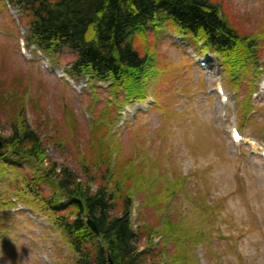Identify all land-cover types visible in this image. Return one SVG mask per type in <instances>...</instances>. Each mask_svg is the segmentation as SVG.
I'll return each mask as SVG.
<instances>
[{
  "label": "rangeland",
  "instance_id": "374dc122",
  "mask_svg": "<svg viewBox=\"0 0 264 264\" xmlns=\"http://www.w3.org/2000/svg\"><path fill=\"white\" fill-rule=\"evenodd\" d=\"M209 1L239 34L264 32V0ZM151 23L130 38L149 60L142 98H126L111 83L71 73V49L30 44L25 16L0 0V118L10 125L15 97L44 139L46 162L82 180L83 168H126L134 227L176 226L172 237L138 240L158 264H264V37L257 63L239 46L231 57L244 66L231 69L163 13ZM232 126L243 135L237 143ZM17 173L0 174V264H72L64 233L15 199Z\"/></svg>",
  "mask_w": 264,
  "mask_h": 264
},
{
  "label": "trees",
  "instance_id": "16d2710c",
  "mask_svg": "<svg viewBox=\"0 0 264 264\" xmlns=\"http://www.w3.org/2000/svg\"><path fill=\"white\" fill-rule=\"evenodd\" d=\"M8 1L25 16L30 44L47 52L71 49L76 54L71 73L107 81L122 89L126 98H142L147 74L146 57L132 46L130 38L154 22L159 12L174 22L182 37L196 43L199 51L218 55L231 69L244 66L243 60L231 57L239 53V46L247 53L246 62L257 63L253 59L257 39L264 37V32L239 34L209 0ZM253 68L259 71V66ZM10 108H15L10 125L5 126L0 118V174L19 171L12 181L19 184L15 199L31 211L41 210L64 233L75 255L72 264H158L152 250L141 249L138 240L145 233L146 241L153 239L152 233L172 237L176 226L161 223L163 229L150 226L141 232L134 227V191L126 187V168H93L96 175L83 168L82 180L70 168L46 162L38 127L30 126L15 97L6 110ZM6 128L10 132L3 134ZM131 180L139 185V179ZM87 218L92 219L97 234L87 226Z\"/></svg>",
  "mask_w": 264,
  "mask_h": 264
},
{
  "label": "water",
  "instance_id": "95a60500",
  "mask_svg": "<svg viewBox=\"0 0 264 264\" xmlns=\"http://www.w3.org/2000/svg\"><path fill=\"white\" fill-rule=\"evenodd\" d=\"M86 224L95 234L98 233L97 228H96L95 224L93 223L92 219L87 218Z\"/></svg>",
  "mask_w": 264,
  "mask_h": 264
}]
</instances>
